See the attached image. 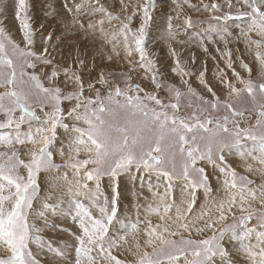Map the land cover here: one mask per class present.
<instances>
[{
  "label": "snow or ice",
  "instance_id": "6c2138e0",
  "mask_svg": "<svg viewBox=\"0 0 264 264\" xmlns=\"http://www.w3.org/2000/svg\"><path fill=\"white\" fill-rule=\"evenodd\" d=\"M236 2L248 11L237 10L235 17L229 11L212 19L248 18L241 36L261 67L262 82L236 72L228 50L222 55L228 57L227 67L232 69L236 83L221 74L226 99L206 83L204 72L199 73V80L210 99L190 86L185 92L158 81L159 69L146 45L155 0H120L123 16L114 15L101 0H64L62 8L72 17L71 26L86 34L98 32L111 47L107 59L123 53L129 66L127 73L121 74L123 87L100 73L95 83L87 85L93 95H85L84 81L71 66L61 69L56 62L50 51L51 33L42 38L39 51L34 49L28 0H14V18L23 47L2 26L5 17L0 14V264H45L30 247L42 243V229L30 222L41 173L57 182L63 199L49 203L51 198H46L36 215L44 218L47 226V214L63 212L67 203V211L78 221V232L71 233L76 242L74 264H237L231 259L233 249L244 257L242 264H264V183L256 184L238 174L224 154L243 138L259 139L258 154L241 153V157H251L264 166V0ZM174 3L177 15L168 17L165 30L169 41L180 35L173 20L180 21L182 4L180 0ZM184 3L201 10L188 0ZM226 4L229 10L233 8V0H226ZM203 10L220 12L221 5L204 4ZM137 17L139 26L133 27ZM182 24L185 29L194 27L190 16H185ZM212 34L228 44V33L209 25L204 35L194 37L205 52L204 41L214 43ZM171 53L176 65L173 73L187 84L184 77L189 73L181 67L174 48ZM76 64L79 68L85 61L78 59ZM37 65L50 66V74L46 72L42 78L28 71ZM241 66L251 73L247 64L242 62ZM137 69L143 70L146 78L150 75L156 91L147 92L132 82L131 74ZM61 71L65 84L72 83V89L57 83ZM165 87L167 102L158 95ZM242 95L254 105L260 101L255 128L242 127L236 119L245 114L234 104ZM65 102L71 106L63 107ZM182 107L190 111L182 114ZM59 130H63L66 141L55 148ZM199 162L211 165L222 197L214 195L211 175L205 165L198 166ZM245 167L253 171L251 163ZM133 171L155 173L163 179L164 191L155 193L156 202L148 206L145 219L138 214L134 222H122L117 234L112 235L120 199L116 178ZM259 171L264 178V167ZM104 177L112 185L108 196L101 191ZM176 181L182 182L179 204L171 195ZM200 191L205 203L196 211ZM93 206L99 209V218L92 212ZM121 252L133 259H122Z\"/></svg>",
  "mask_w": 264,
  "mask_h": 264
},
{
  "label": "rangeland",
  "instance_id": "374dc122",
  "mask_svg": "<svg viewBox=\"0 0 264 264\" xmlns=\"http://www.w3.org/2000/svg\"><path fill=\"white\" fill-rule=\"evenodd\" d=\"M105 7L113 12L114 15L123 16V12L120 8V0H101ZM188 2L200 8V11H196L194 8H190L184 0H180L182 4V10L180 12V21L173 20L175 26L174 30H179L180 35L175 40H167L165 38V30L167 27V21L169 16L175 17L177 15L176 4L174 0H155L156 7L152 10V20L147 29L146 45L148 51L152 54L151 58L155 61L156 67L159 69L157 76L158 81L169 87H178L182 91H187L190 86L191 89L203 96L211 98L207 92L204 84L200 83L199 73L204 72V79L208 85L222 99L227 98V87L221 83V74L226 75L228 80L236 83L235 78L232 75V69L227 67L228 57L222 55V53L231 51L232 56V68L240 75L248 79L249 77L254 82H262L261 67L255 57L247 49L246 43L241 36V28H246L248 24V18L242 19H228V20H215L212 19L213 15L227 14L231 11L233 17L238 14V11H248L246 8H242L240 4L233 0V8L229 10L226 4V0H188ZM216 2L221 5V11L212 13L203 10L204 4H211ZM29 3V19L34 29L35 45L34 49L39 51L42 47V38L49 33L52 34V41H50L52 48V54L55 56L56 62L59 63L61 69L63 66H71L73 71L79 74L85 85V95H93L87 91V85L89 82L95 83L100 73H103L112 83H120L121 87L124 86L122 73H127L128 64L127 60L121 53L120 57L113 55L112 60H108L107 56L111 52L110 45H106L105 42L99 37V33H85L78 27L71 26L72 17L65 13L62 8L64 0H28ZM51 5V7H49ZM0 14L5 19L3 25L6 31L11 37L23 47L22 34L19 31V24L14 18V0H2L0 2ZM185 16H190L193 21V28L185 29L182 21ZM140 23L139 17L134 18L133 27H138ZM213 25L218 29H223L228 35L226 39L228 44L225 45L224 41L220 40L217 35H213L214 43L204 41L208 48L205 52L201 47L200 41L194 39L199 35H204L205 30ZM109 27V25H105ZM256 38V37H254ZM175 49L177 56L180 58L181 67L185 69L189 75L184 77L187 80V84H184L181 77L174 74L172 69L176 67L175 58L172 56L171 49ZM219 49V51H217ZM82 59L85 64L82 67L77 68L76 61ZM194 59V62H193ZM245 63L251 69V73L247 72L241 63ZM50 66L37 65L36 69H29V72L35 71L43 78L44 73L50 74ZM132 82L139 84L147 92L156 91L155 86L151 83L150 75L146 78L145 73L141 69H137L132 74ZM65 76L63 71L58 77L57 83L62 88L72 89V83L65 84ZM47 86V81H44ZM199 83V84H198ZM239 86V85H237ZM97 87H101L97 85ZM143 95V93H141ZM158 95L161 99L167 102L168 91L167 87L159 90ZM194 99V98H193ZM186 102V101H185ZM254 105L246 95H242L239 100H235V107L244 111L243 117H237L242 127L255 128L257 125L258 112L260 111L258 104ZM71 105L67 102L63 107L69 108ZM190 109L181 108V113L186 114ZM39 114V113H38ZM220 115H223L221 110ZM25 129L27 125L24 126ZM259 130L257 129V134ZM58 144L54 145L58 148L60 144L65 143L66 137L63 134V130H59ZM260 140L243 138L239 145L232 146L225 149L224 154L228 163L235 168L238 174L249 176L244 174V166L247 163H253L251 157H241V153L252 152L258 154L260 147ZM56 162H60V157L56 155ZM205 165L206 170L211 175V182L214 181V194L217 197H222L224 194L219 189V182L216 180L214 174H212L211 165H207L206 162H199L198 166ZM264 166H259L256 171H252V178L254 173H259V169ZM254 179V178H253ZM252 179V180H253ZM56 181L52 180V177L47 173H41L39 178L40 190L37 199L33 202L34 212L30 216V222L36 224L42 229L39 235L42 238L41 245L36 243L30 244L35 255L42 258L45 264H74L75 260V239L71 233L78 232V221L74 213L67 211L68 205L64 204V211L57 212L56 214H47V226H45V219L36 215L40 210L42 203L46 198L52 203L55 200L63 199L59 189L56 187ZM118 185V191L120 192V199L118 203V220L115 223V227L112 228V235L117 234V229L120 228L122 222H134L139 214L141 220L145 219L147 209L149 205L154 204L155 193L164 191L163 179H158L155 173L148 174L146 172L121 173L116 182ZM182 182L176 181L171 195L175 197L176 203L179 204L182 199L181 192ZM110 189L112 191V185L109 182L108 177H104L101 181V191ZM104 193V192H103ZM197 208L205 203L204 193L202 191L197 192ZM97 218L100 217L99 209L95 206L91 209ZM129 211V212H128ZM123 213V214H122ZM129 215V216H128ZM128 216V217H127ZM133 216V217H132ZM127 217V219H126ZM153 223H157L158 220L155 216L151 217ZM157 220V221H156ZM143 227V225H141ZM42 249V250H41ZM63 251L64 256L55 255L56 252ZM42 256V257H41ZM122 259L131 261L133 257L130 254L124 252L120 253ZM237 264H242L244 257L239 256L233 249V255L231 257Z\"/></svg>",
  "mask_w": 264,
  "mask_h": 264
},
{
  "label": "crops",
  "instance_id": "0c3cea01",
  "mask_svg": "<svg viewBox=\"0 0 264 264\" xmlns=\"http://www.w3.org/2000/svg\"><path fill=\"white\" fill-rule=\"evenodd\" d=\"M253 165V171H256L258 169L259 165L257 161H254L253 163H251ZM246 165V164H245ZM245 170H244V174H249V176L251 177L250 179H253V181H255L256 184H259V183H264V178H262V174H259V173H254L253 175V178H252V173H249L247 170H246V167L244 166ZM214 183V181L212 182V184ZM104 192V195L105 196H108L110 195V189H107L106 191H102ZM215 195V194H214Z\"/></svg>",
  "mask_w": 264,
  "mask_h": 264
},
{
  "label": "bare ground",
  "instance_id": "6f19581e",
  "mask_svg": "<svg viewBox=\"0 0 264 264\" xmlns=\"http://www.w3.org/2000/svg\"><path fill=\"white\" fill-rule=\"evenodd\" d=\"M198 78H199V77H198ZM198 84H199V83H198ZM128 212H129V211H128ZM122 214H123V213H122ZM128 216H129V215H128ZM128 216H127V217H128ZM127 217H126V218H127ZM132 217H133V216H132ZM156 221H157V220H156ZM41 257H42V256H41ZM41 259H42V258H41ZM42 260H43V259H42Z\"/></svg>",
  "mask_w": 264,
  "mask_h": 264
}]
</instances>
